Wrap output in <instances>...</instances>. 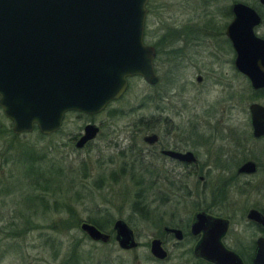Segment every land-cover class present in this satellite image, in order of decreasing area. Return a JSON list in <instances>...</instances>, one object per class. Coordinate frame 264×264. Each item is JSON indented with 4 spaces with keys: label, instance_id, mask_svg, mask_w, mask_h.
I'll list each match as a JSON object with an SVG mask.
<instances>
[{
    "label": "rangeland",
    "instance_id": "obj_1",
    "mask_svg": "<svg viewBox=\"0 0 264 264\" xmlns=\"http://www.w3.org/2000/svg\"><path fill=\"white\" fill-rule=\"evenodd\" d=\"M151 1L167 12L190 13L198 0ZM156 87L139 77L130 78L125 93L101 113H67L57 132L42 137L32 130L13 138L11 124L0 110V264H192L190 239L173 246V239H162L168 254L162 262L149 254V242L161 234L159 216L169 221L163 214H172V204H177L173 210L179 216L211 204L210 196L204 200V192L214 186L219 170L210 165L203 188L196 177L171 178L169 165L149 158L150 148L142 138L156 132L145 127L155 110ZM210 114L209 132L214 136L218 114ZM87 123L99 125V131L76 148L74 144ZM208 143L214 148L223 144L219 138L208 139ZM18 146L34 150L36 162L28 165L25 160L17 161ZM47 166L63 180L59 194L38 182L46 178L39 179V172L44 174ZM28 196L40 204L38 209L29 205ZM228 199L238 201L233 194ZM41 204L47 209L42 206L41 210ZM52 204L57 208H50ZM89 218L109 220L101 231L111 237L107 243L93 242L79 230ZM115 220L130 228L137 248L122 250L117 246L112 231Z\"/></svg>",
    "mask_w": 264,
    "mask_h": 264
},
{
    "label": "flooded vegetation",
    "instance_id": "obj_2",
    "mask_svg": "<svg viewBox=\"0 0 264 264\" xmlns=\"http://www.w3.org/2000/svg\"><path fill=\"white\" fill-rule=\"evenodd\" d=\"M236 4L252 12H234ZM193 6L197 10L190 13L167 12L146 1L141 41L154 53L152 86L157 90L152 120L145 127L156 132L146 133L142 142L150 148L149 158L169 165L171 178L196 177L204 188L210 165L219 171L214 186L204 192L210 205L179 216L173 210L177 204H172V214H163L169 221L159 216L161 234L151 240H158L165 257L153 258L167 260L162 239H173L172 246L190 239L192 264H213L194 253L206 230L218 233L219 245L240 264H253L257 242L264 241V86H252L264 77V0H198ZM210 112L218 114L214 136L209 132ZM151 135L155 140L148 144L143 139ZM210 137L223 144L214 148ZM167 152L188 153L192 160L180 161ZM189 194L193 196L185 192ZM230 194L237 203L228 199ZM198 213L216 219V224L195 219Z\"/></svg>",
    "mask_w": 264,
    "mask_h": 264
},
{
    "label": "water",
    "instance_id": "obj_3",
    "mask_svg": "<svg viewBox=\"0 0 264 264\" xmlns=\"http://www.w3.org/2000/svg\"><path fill=\"white\" fill-rule=\"evenodd\" d=\"M146 1L0 0V110L10 122L11 132L28 134L35 128L48 136L60 129L67 113H101L125 93L129 78L139 77L153 85L154 53L141 41ZM233 11L252 12L240 4ZM244 70L249 73L248 68ZM259 78L262 81L252 86H264V77ZM98 131L97 125L85 124L74 147H83ZM143 140L150 144L155 136ZM165 154L180 161L192 160L188 153ZM195 219L211 226L217 222L202 213ZM79 230L93 242L109 240L89 223L82 222ZM112 231L120 249L136 246L132 231L122 220L113 222ZM170 231L179 236L178 231ZM203 233L195 255L213 264H240L219 245L218 233ZM149 253L157 259L165 257L156 239L151 240ZM253 264H264L262 240L257 242Z\"/></svg>",
    "mask_w": 264,
    "mask_h": 264
},
{
    "label": "trees",
    "instance_id": "obj_4",
    "mask_svg": "<svg viewBox=\"0 0 264 264\" xmlns=\"http://www.w3.org/2000/svg\"><path fill=\"white\" fill-rule=\"evenodd\" d=\"M73 113H75V112H73ZM77 114L80 116V113H77ZM92 116H94V115H92ZM33 130H36V129L34 128ZM7 134L11 135L12 133H10V131L8 130L7 131ZM17 136H19V135H17ZM42 136H46V135H41V137ZM12 137L15 138L16 135H12ZM32 152H35V151L32 150V149H30V148H28V147L18 146V148L15 150V153H17V155H18L17 161L25 160V161H27L28 165L35 163L36 162V159H35V157H33ZM31 170L32 169H30V171ZM39 171H43V169H41ZM39 174H40V178L39 179H41L42 176H43L42 179H44L46 177L44 180H41V182L38 181L39 184H42L43 183L46 188L49 187V186L52 187V190L57 191L58 194L60 193V191H62V186H63L62 183H63V180L59 181V176L56 174L55 169H50L49 166H47L46 167V170L44 171V174L41 173V172H39ZM31 197L32 196H28V201L27 202L29 203V205H33V206L36 207V209H38V206L40 204H38L37 202L34 203L33 198H31ZM52 205H53V207L50 206V208H57L54 204H52ZM42 206L44 207V209H47L44 205L41 204V210H43L42 209L43 208ZM64 211L67 213L69 211V209L66 208V210L64 209ZM59 212H62V211L59 210ZM108 221H109L108 219L107 220H105V219L101 220V219H90L89 218V220L87 221V223L93 225L98 230L102 231L103 228H105V224L108 223ZM71 222L72 221H70V224H71Z\"/></svg>",
    "mask_w": 264,
    "mask_h": 264
},
{
    "label": "bare ground",
    "instance_id": "obj_5",
    "mask_svg": "<svg viewBox=\"0 0 264 264\" xmlns=\"http://www.w3.org/2000/svg\"><path fill=\"white\" fill-rule=\"evenodd\" d=\"M110 234V233H109ZM114 236V235H113Z\"/></svg>",
    "mask_w": 264,
    "mask_h": 264
}]
</instances>
